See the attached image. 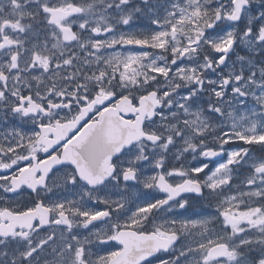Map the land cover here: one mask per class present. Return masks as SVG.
Listing matches in <instances>:
<instances>
[{
    "label": "snow or ice",
    "instance_id": "1",
    "mask_svg": "<svg viewBox=\"0 0 264 264\" xmlns=\"http://www.w3.org/2000/svg\"><path fill=\"white\" fill-rule=\"evenodd\" d=\"M0 264H264V0H0Z\"/></svg>",
    "mask_w": 264,
    "mask_h": 264
}]
</instances>
